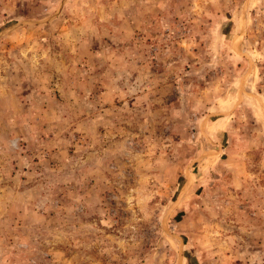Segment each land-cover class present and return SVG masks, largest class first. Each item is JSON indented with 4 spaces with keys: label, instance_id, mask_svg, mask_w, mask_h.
Here are the masks:
<instances>
[{
    "label": "rangeland",
    "instance_id": "rangeland-1",
    "mask_svg": "<svg viewBox=\"0 0 264 264\" xmlns=\"http://www.w3.org/2000/svg\"><path fill=\"white\" fill-rule=\"evenodd\" d=\"M0 264H264V0H0Z\"/></svg>",
    "mask_w": 264,
    "mask_h": 264
}]
</instances>
